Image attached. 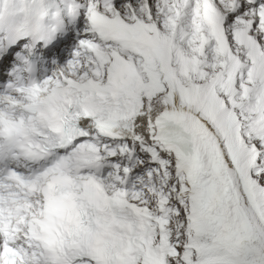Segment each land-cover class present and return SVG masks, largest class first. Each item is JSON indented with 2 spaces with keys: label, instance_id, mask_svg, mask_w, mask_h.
<instances>
[{
  "label": "snow or ice",
  "instance_id": "obj_1",
  "mask_svg": "<svg viewBox=\"0 0 264 264\" xmlns=\"http://www.w3.org/2000/svg\"><path fill=\"white\" fill-rule=\"evenodd\" d=\"M67 16L0 6V264H264V0Z\"/></svg>",
  "mask_w": 264,
  "mask_h": 264
},
{
  "label": "rangeland",
  "instance_id": "obj_2",
  "mask_svg": "<svg viewBox=\"0 0 264 264\" xmlns=\"http://www.w3.org/2000/svg\"><path fill=\"white\" fill-rule=\"evenodd\" d=\"M1 1V0H0Z\"/></svg>",
  "mask_w": 264,
  "mask_h": 264
}]
</instances>
